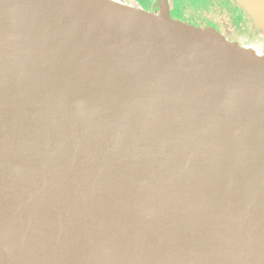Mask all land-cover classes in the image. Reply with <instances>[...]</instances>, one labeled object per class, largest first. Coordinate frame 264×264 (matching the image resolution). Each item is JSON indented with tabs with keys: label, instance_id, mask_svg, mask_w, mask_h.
<instances>
[{
	"label": "water",
	"instance_id": "water-1",
	"mask_svg": "<svg viewBox=\"0 0 264 264\" xmlns=\"http://www.w3.org/2000/svg\"><path fill=\"white\" fill-rule=\"evenodd\" d=\"M0 264H264L260 53L169 0H0Z\"/></svg>",
	"mask_w": 264,
	"mask_h": 264
},
{
	"label": "flooded vegetation",
	"instance_id": "flooded-vegetation-1",
	"mask_svg": "<svg viewBox=\"0 0 264 264\" xmlns=\"http://www.w3.org/2000/svg\"><path fill=\"white\" fill-rule=\"evenodd\" d=\"M172 21L213 34L227 45L255 49L264 61V32L234 0H169Z\"/></svg>",
	"mask_w": 264,
	"mask_h": 264
}]
</instances>
